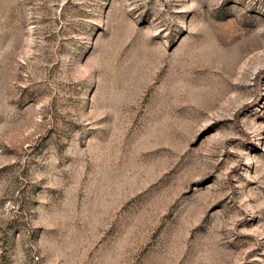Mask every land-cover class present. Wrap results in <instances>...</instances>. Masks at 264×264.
Instances as JSON below:
<instances>
[{
    "label": "rangeland",
    "instance_id": "1",
    "mask_svg": "<svg viewBox=\"0 0 264 264\" xmlns=\"http://www.w3.org/2000/svg\"><path fill=\"white\" fill-rule=\"evenodd\" d=\"M0 264H264V0H0Z\"/></svg>",
    "mask_w": 264,
    "mask_h": 264
}]
</instances>
